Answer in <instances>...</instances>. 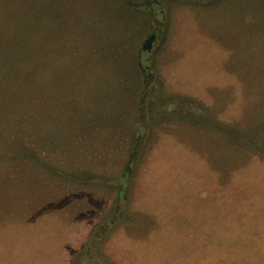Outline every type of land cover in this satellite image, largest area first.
<instances>
[{
  "label": "rangeland",
  "instance_id": "374dc122",
  "mask_svg": "<svg viewBox=\"0 0 264 264\" xmlns=\"http://www.w3.org/2000/svg\"><path fill=\"white\" fill-rule=\"evenodd\" d=\"M0 264H264V0H0Z\"/></svg>",
  "mask_w": 264,
  "mask_h": 264
},
{
  "label": "water",
  "instance_id": "95a60500",
  "mask_svg": "<svg viewBox=\"0 0 264 264\" xmlns=\"http://www.w3.org/2000/svg\"><path fill=\"white\" fill-rule=\"evenodd\" d=\"M152 38H153V36H151L148 40H146V44L143 46V50H145V51L148 50L149 44H150Z\"/></svg>",
  "mask_w": 264,
  "mask_h": 264
}]
</instances>
